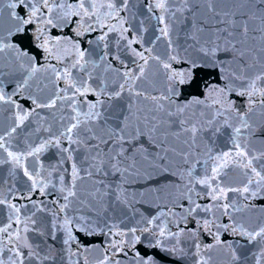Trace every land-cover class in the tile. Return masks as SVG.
I'll use <instances>...</instances> for the list:
<instances>
[{"label":"snow or ice","instance_id":"obj_1","mask_svg":"<svg viewBox=\"0 0 264 264\" xmlns=\"http://www.w3.org/2000/svg\"><path fill=\"white\" fill-rule=\"evenodd\" d=\"M0 264H264V0H0Z\"/></svg>","mask_w":264,"mask_h":264}]
</instances>
